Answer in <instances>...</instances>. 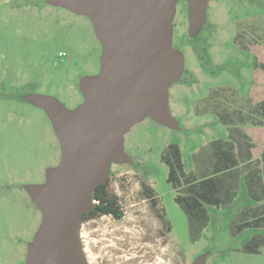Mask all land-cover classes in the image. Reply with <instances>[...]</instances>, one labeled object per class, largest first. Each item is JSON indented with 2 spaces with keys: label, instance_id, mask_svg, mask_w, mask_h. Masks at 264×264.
I'll use <instances>...</instances> for the list:
<instances>
[{
  "label": "rangeland",
  "instance_id": "1",
  "mask_svg": "<svg viewBox=\"0 0 264 264\" xmlns=\"http://www.w3.org/2000/svg\"><path fill=\"white\" fill-rule=\"evenodd\" d=\"M187 14L179 0L172 44L185 56V72L170 88L169 104L180 130L145 119L124 137L132 163L111 165L107 181L122 218L83 220L88 264H190L201 254L207 264H264V225L236 230L241 221L264 216V195L253 201L245 183L251 169L264 181V0H208L205 24L191 40ZM101 52L87 18L44 0H0V264H24L41 215L23 186L42 184L46 169L60 160L47 116L23 97L50 95L75 109L83 101L78 82L100 72ZM215 140L248 144L250 159L234 172L213 173L205 158ZM170 145L178 147L182 172L197 183L222 180L231 200L201 202L206 218L191 226L173 202L188 191L168 181ZM229 177L237 186L234 198ZM146 191L162 200L178 246L166 245L152 217L160 204L145 201ZM246 243L257 254L244 253Z\"/></svg>",
  "mask_w": 264,
  "mask_h": 264
},
{
  "label": "water",
  "instance_id": "2",
  "mask_svg": "<svg viewBox=\"0 0 264 264\" xmlns=\"http://www.w3.org/2000/svg\"><path fill=\"white\" fill-rule=\"evenodd\" d=\"M178 1L44 0L87 18L102 52L100 72L78 82L83 101L75 109L50 95L23 97L45 113L60 151L42 184L23 186L41 215L24 264H88L80 240L83 217L110 166L132 163L124 137L145 119L180 130L169 104L170 88L185 71V56L172 44ZM185 1L191 40L205 24L208 0ZM206 262L201 254L190 264Z\"/></svg>",
  "mask_w": 264,
  "mask_h": 264
},
{
  "label": "trees",
  "instance_id": "3",
  "mask_svg": "<svg viewBox=\"0 0 264 264\" xmlns=\"http://www.w3.org/2000/svg\"><path fill=\"white\" fill-rule=\"evenodd\" d=\"M183 77V76H182ZM211 149L206 155L207 161L212 163L213 173H226L230 171H235L239 167V162H244V156H249L248 153V144H233L232 142L223 141V140H215L211 144ZM237 145V146H236ZM171 146V145H170ZM246 147V148H245ZM172 149H169L167 153L164 155L165 160L167 161L170 171L168 172V181L173 184L174 188H178L185 184V191H188L189 196L195 198L196 202V219L199 222L200 219L203 220L206 218V213L203 209L201 202H206L209 204H216L219 200L218 193L222 190L221 185L223 183L222 180L214 178L213 180H206L201 183L196 182V178L191 174L187 176L181 170V154L178 151L177 146H171ZM171 150V151H170ZM247 152V153H246ZM167 157V159H166ZM264 158V151H263ZM246 188L248 189L250 198L258 202L261 200V195H264V181L260 176L259 172L255 169L249 170L245 177ZM226 183L229 185H233V198L235 197V191L237 186L235 182L232 180V177L225 179ZM183 188V187H182ZM228 195V194H227ZM92 200L94 201L92 209L84 214L83 220H86L90 217L97 215H113L120 216L122 213L118 210L119 203L118 198L109 193L108 183L106 182L103 185L96 187V189L92 193ZM201 200V201H200ZM229 201L231 202L230 198ZM227 203V199L223 201ZM178 205L184 211L188 224L191 226L192 219L189 214L188 209L182 201L177 200ZM261 225H264V216L255 217L250 221H243L240 226L237 227V231H242L245 228H258ZM248 245V244H247ZM250 247L246 246V250L250 252H256V249H249ZM258 248V247H257ZM252 250V251H251Z\"/></svg>",
  "mask_w": 264,
  "mask_h": 264
},
{
  "label": "flooded vegetation",
  "instance_id": "4",
  "mask_svg": "<svg viewBox=\"0 0 264 264\" xmlns=\"http://www.w3.org/2000/svg\"><path fill=\"white\" fill-rule=\"evenodd\" d=\"M145 194H146V197H147V199L145 201L149 202L150 204H156V202L158 201V203L160 204V205H153V209L156 208L157 209V213L156 212H152L153 213L152 217L156 218V215H157V219H159V221L161 223V227H160L161 234H162L163 238H165L166 241H167L166 245H168V246L172 245L173 247L178 246L180 244V241H179L178 237H176L173 234V226L168 220L169 219L168 218V214H167V212H165V210H164V212H162L163 209L161 210V208L163 206H161L160 202H162V200L159 199V196L156 195L154 193V191H146ZM177 200H180V197L178 195H175L173 197V202H175L177 204ZM118 210L122 213V209H121L120 206H119ZM122 214L120 216H118V217L113 216V215H106V214L97 215V216H93V217L110 216V217H112V218H114L116 220H119V219L122 218ZM129 238H131V237H129ZM131 242L132 241H130V239H129L128 244H130Z\"/></svg>",
  "mask_w": 264,
  "mask_h": 264
},
{
  "label": "crops",
  "instance_id": "5",
  "mask_svg": "<svg viewBox=\"0 0 264 264\" xmlns=\"http://www.w3.org/2000/svg\"><path fill=\"white\" fill-rule=\"evenodd\" d=\"M246 148V147H245ZM248 153H249V156H244L243 157V159H245V160H247V159H250V157H251V149L248 147ZM247 153V152H246ZM244 160V161H245ZM236 184V183H235ZM218 197V199L220 200V199H223V201L225 200V199H227V204H229L230 203V201H229V198L227 197V195H226V193L225 192H223V191H220L219 193H218V195L216 196V198ZM179 201H182L184 204H185V206H187L186 208L188 209V211H189V214L191 215V219H192V223L193 224H197V219H196V202H195V198L194 197H191V196H189V194H187V195H183V197H180V200ZM178 204V203H177ZM212 205H215V204H212ZM180 207V206H179ZM184 212V211H183ZM254 212H252L251 211V213L250 214H253ZM185 214V213H184ZM186 216V215H185ZM255 217H257L256 215L255 216H253L252 217V219L253 218H255ZM258 217H261V216H258ZM187 218V217H186ZM251 219H249V220H244V221H250ZM187 222H188V220H187ZM243 221H241L240 222V224L242 223ZM239 224V225H240ZM238 224H237V226H236V229H237V227L239 226ZM196 228H197V226H196ZM250 242V241H249ZM248 242V243H249ZM248 243H246V245L244 246V253H248V254H257V251L256 252H253L252 250V252H250V251H247L246 250V246H247V244ZM260 250V249H259ZM259 250H258V252H259ZM206 264H207V262H206Z\"/></svg>",
  "mask_w": 264,
  "mask_h": 264
}]
</instances>
